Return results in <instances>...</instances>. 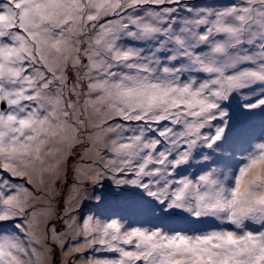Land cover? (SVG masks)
<instances>
[{"label": "snow or ice", "instance_id": "6c2138e0", "mask_svg": "<svg viewBox=\"0 0 264 264\" xmlns=\"http://www.w3.org/2000/svg\"><path fill=\"white\" fill-rule=\"evenodd\" d=\"M0 264H264V0H0Z\"/></svg>", "mask_w": 264, "mask_h": 264}]
</instances>
